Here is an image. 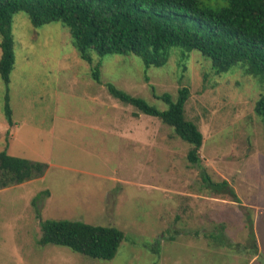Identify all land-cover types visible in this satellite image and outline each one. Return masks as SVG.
I'll use <instances>...</instances> for the list:
<instances>
[{"label":"rangeland","instance_id":"374dc122","mask_svg":"<svg viewBox=\"0 0 264 264\" xmlns=\"http://www.w3.org/2000/svg\"><path fill=\"white\" fill-rule=\"evenodd\" d=\"M13 35L14 125L4 114L0 75V152L49 168L40 179L0 190V264H264L259 78L242 68L217 74L199 52L183 48L163 67L96 52L91 65L62 22L35 27L25 12L15 14ZM99 63L101 84L92 76ZM110 83L160 111L169 105L155 96L175 101L188 87L186 117L203 133V164L227 193L208 188L187 160L191 146L172 127L113 97ZM49 219L114 226L126 237L114 259H93L41 246Z\"/></svg>","mask_w":264,"mask_h":264},{"label":"trees","instance_id":"16d2710c","mask_svg":"<svg viewBox=\"0 0 264 264\" xmlns=\"http://www.w3.org/2000/svg\"><path fill=\"white\" fill-rule=\"evenodd\" d=\"M19 12H25L35 27L62 22L69 29L79 57L91 65L92 52H96L100 56L133 54L146 68L163 67L173 50L183 48L199 52L217 74L242 68L246 75L264 84V0H0V75L7 86L4 114L10 126L14 123L8 86L16 62L13 21ZM100 67V63L93 67L92 76L101 84ZM107 88L122 103L172 127L191 146L187 160L200 170L203 182L208 188L227 193V184L213 182L203 164L199 152L203 133L186 117L191 95L188 87L179 89L175 101L168 93L155 96L169 105L165 111L111 83ZM254 110L264 120V92ZM48 168L46 162L1 151L0 190L40 179ZM41 229V246H64L105 261L116 257L126 237L114 226L68 219L46 220ZM210 237L217 240L214 234Z\"/></svg>","mask_w":264,"mask_h":264},{"label":"crops","instance_id":"0c3cea01","mask_svg":"<svg viewBox=\"0 0 264 264\" xmlns=\"http://www.w3.org/2000/svg\"><path fill=\"white\" fill-rule=\"evenodd\" d=\"M125 132H123L124 134H135L136 133V129L135 128H126L124 130ZM141 132L138 131V134H140ZM140 137H132V142H140ZM37 161V160H36Z\"/></svg>","mask_w":264,"mask_h":264}]
</instances>
